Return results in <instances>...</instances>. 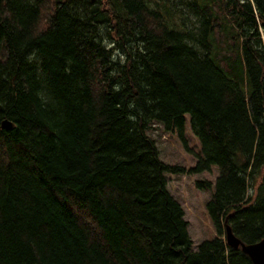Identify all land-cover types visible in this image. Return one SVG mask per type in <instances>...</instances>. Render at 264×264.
Masks as SVG:
<instances>
[{
  "label": "trees",
  "instance_id": "1",
  "mask_svg": "<svg viewBox=\"0 0 264 264\" xmlns=\"http://www.w3.org/2000/svg\"><path fill=\"white\" fill-rule=\"evenodd\" d=\"M185 113L195 249L146 134ZM226 225L264 238V0H0V264H253Z\"/></svg>",
  "mask_w": 264,
  "mask_h": 264
},
{
  "label": "rangeland",
  "instance_id": "2",
  "mask_svg": "<svg viewBox=\"0 0 264 264\" xmlns=\"http://www.w3.org/2000/svg\"><path fill=\"white\" fill-rule=\"evenodd\" d=\"M183 119L186 146L175 131L165 129L161 122H155L153 127L146 130V134L154 141L162 162L177 164L186 169L178 173L166 172L165 177L169 192L184 210V219L187 221L192 249H195L199 242L214 236L206 203L213 191L217 167L212 164L208 170L187 172L195 164V153L199 151V141L191 131L189 114L185 113ZM205 182H210V185Z\"/></svg>",
  "mask_w": 264,
  "mask_h": 264
},
{
  "label": "water",
  "instance_id": "3",
  "mask_svg": "<svg viewBox=\"0 0 264 264\" xmlns=\"http://www.w3.org/2000/svg\"><path fill=\"white\" fill-rule=\"evenodd\" d=\"M1 127L9 129L11 123L7 120L1 122ZM225 241L232 248L240 247L241 251L246 254L253 264H264V238L249 244L242 243L235 237L229 226H225Z\"/></svg>",
  "mask_w": 264,
  "mask_h": 264
}]
</instances>
